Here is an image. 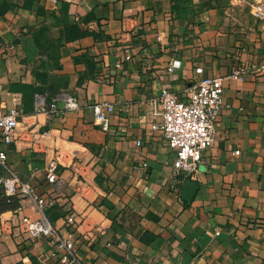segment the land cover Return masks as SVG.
I'll return each mask as SVG.
<instances>
[{
	"label": "crops",
	"instance_id": "obj_1",
	"mask_svg": "<svg viewBox=\"0 0 264 264\" xmlns=\"http://www.w3.org/2000/svg\"><path fill=\"white\" fill-rule=\"evenodd\" d=\"M77 29V30H76ZM84 33V35H77ZM177 60L180 66L168 71ZM196 69L201 73L197 74ZM222 80L215 137L190 201L151 99ZM78 111L34 113L61 94ZM107 103L109 131L90 105ZM58 109H62L61 102ZM16 108L7 165L38 196L82 264H264V9L257 0H0V112ZM139 143V145H137ZM57 158V184L46 180ZM0 264H56L53 236L12 227ZM69 217L72 220L69 222Z\"/></svg>",
	"mask_w": 264,
	"mask_h": 264
},
{
	"label": "built area",
	"instance_id": "obj_2",
	"mask_svg": "<svg viewBox=\"0 0 264 264\" xmlns=\"http://www.w3.org/2000/svg\"><path fill=\"white\" fill-rule=\"evenodd\" d=\"M264 9V0H257ZM180 62L174 60L168 71L179 68ZM197 74L201 73L196 69ZM222 80L218 77H205L189 86L182 94L162 88L158 96L151 99L152 109L159 107L160 122L151 125L152 131L163 134L168 148L174 153L172 175L185 180L194 181L199 171V165L215 137V123L222 106L220 89ZM61 102L62 109H58ZM94 123L102 132L109 131V116L115 108L107 103L90 105ZM80 106L75 98L61 94L51 100L49 107L37 101L34 113H44L48 119H53L64 111H78ZM21 110L12 108L6 113L0 112V140L10 145L19 139L18 119ZM139 145V143H137ZM59 161L53 159L46 169V180L50 184L58 183L57 168ZM0 188L6 198L24 202L32 208L33 216L24 214L23 206L15 209L11 224L20 233L30 238L51 237L56 247V264H82L80 258L73 252V244L55 234L46 210L53 205L54 200L38 196L33 188L20 180L18 175L7 165L6 154L0 149ZM72 220L69 217L68 221Z\"/></svg>",
	"mask_w": 264,
	"mask_h": 264
},
{
	"label": "water",
	"instance_id": "obj_3",
	"mask_svg": "<svg viewBox=\"0 0 264 264\" xmlns=\"http://www.w3.org/2000/svg\"><path fill=\"white\" fill-rule=\"evenodd\" d=\"M196 189H197V185L195 183L186 181L184 183L183 194H182L183 200L190 201L194 196Z\"/></svg>",
	"mask_w": 264,
	"mask_h": 264
},
{
	"label": "trees",
	"instance_id": "obj_4",
	"mask_svg": "<svg viewBox=\"0 0 264 264\" xmlns=\"http://www.w3.org/2000/svg\"><path fill=\"white\" fill-rule=\"evenodd\" d=\"M77 35L82 36V35H84V33H79ZM2 201L5 202V203H10L11 201H15V200L14 199H11V198L2 197Z\"/></svg>",
	"mask_w": 264,
	"mask_h": 264
}]
</instances>
